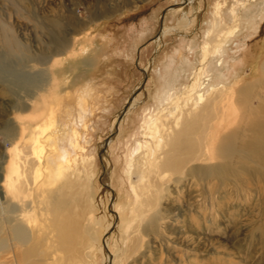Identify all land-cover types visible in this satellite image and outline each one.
I'll return each instance as SVG.
<instances>
[{"label":"rangeland","instance_id":"1","mask_svg":"<svg viewBox=\"0 0 264 264\" xmlns=\"http://www.w3.org/2000/svg\"><path fill=\"white\" fill-rule=\"evenodd\" d=\"M174 3L182 4L165 12L155 43L160 14ZM65 38L70 49L55 58L51 84L20 89L44 69L38 57ZM211 46L217 50L204 60ZM263 57L264 0H0V158L3 168L18 161L17 172L0 179L2 219L30 229L39 264H105V234L112 264H264L262 169L216 184L206 204H194L184 228L204 232V240L189 242L190 254L175 244L177 225L147 236L137 217L142 194L154 196L142 187L138 158L161 150V121L178 119L192 103L199 108L213 89L258 79ZM140 68L145 84L105 151L103 191L98 149L143 81ZM184 95L192 98L181 106ZM260 96L253 109L262 108ZM12 124L23 139L9 145L1 132ZM56 216L66 227L63 249Z\"/></svg>","mask_w":264,"mask_h":264},{"label":"bare ground","instance_id":"2","mask_svg":"<svg viewBox=\"0 0 264 264\" xmlns=\"http://www.w3.org/2000/svg\"><path fill=\"white\" fill-rule=\"evenodd\" d=\"M186 1L188 0H183V3ZM181 4H177L175 8H180ZM235 27L236 24L230 29V32L234 31ZM74 28L70 32H73ZM162 28L163 20L159 34L152 40L155 43L160 41L162 37ZM67 38L38 57L40 59L39 64L44 66V69L34 76L29 74V77L20 84V89L27 92L29 87L44 89L51 84L50 76L55 58L70 49ZM207 50L204 53V60L208 58V55L214 54L217 47L211 46ZM259 64L258 79L243 83L236 89L227 91L224 87L217 90L213 89L209 95L201 99L199 108H194L192 103L188 108H183L184 113L178 119L170 123L161 121V134L157 139L158 143H160V139L163 141L161 150H158V154L156 153L157 155L154 157L147 153L138 158L141 166L142 184L145 182L147 184L142 187L150 186L154 195L151 198L147 192H144L142 194L143 199H139L138 210H140V214L137 217L138 222L140 223V220L142 222L141 230L145 235H158L163 228L172 230V227L177 225L174 231H171L176 236V243H174L178 247H182L184 253L190 254L195 247H190L188 243L197 241L199 244L204 240V232L197 233L190 231L191 227L184 228L186 226L184 223L190 225L192 221L194 204H206L213 196L211 190L217 186L216 184L220 183L219 186H221L226 181L245 178L252 173H259L261 169L264 171V98L261 101V109H253L252 107V100L261 98V93H264V57ZM142 73L147 75L144 70ZM1 81L0 79V93L4 89ZM145 81L141 82V89ZM136 95L131 98L128 108L119 112L108 140H104V143L99 146V149L104 147L102 155L100 157L98 155L102 164L101 184L103 191L109 189L106 177L108 171L104 168V163L107 161L105 151L108 142L114 136L121 118L133 105ZM191 98L187 95L182 96V100H178L180 101L179 105L183 106L182 103L186 101L184 99L190 100ZM2 130L1 134L4 135L5 143L9 145L23 139V130L15 124L2 125ZM160 144H158V148ZM23 159L25 158L23 157ZM25 160L27 161V159ZM4 164L5 159L3 160V156H1L0 179L2 176V180L6 183L9 175L12 172H17L18 161L14 165L7 166L8 169L5 166L3 168ZM26 166H29L28 161L23 165V167ZM59 172H63V170L60 169ZM24 182H26L25 179ZM2 187L0 185V258L5 259L6 263L13 261L14 264H39L40 255H38L37 245L32 242L35 238H32L33 234L30 229L17 218L2 219V214L5 212L2 208ZM196 198H198L197 201ZM198 205L196 204V207L199 208ZM140 207L141 209H139ZM111 208H109L110 212L112 211ZM132 219L136 221L135 218ZM203 221L205 222V218ZM53 223L59 235L58 246L63 249V243L67 242L65 241L67 238L66 227L62 225L60 216H56ZM117 223L115 218L114 223L111 224L106 233L115 230ZM107 235L105 234L101 248L104 253L105 264H112V257L105 244ZM197 237L199 239L196 240ZM9 252L11 253L10 260L6 258Z\"/></svg>","mask_w":264,"mask_h":264},{"label":"water","instance_id":"3","mask_svg":"<svg viewBox=\"0 0 264 264\" xmlns=\"http://www.w3.org/2000/svg\"><path fill=\"white\" fill-rule=\"evenodd\" d=\"M175 7H177V3L171 4V5L167 6L166 8H164V9L162 10V12H161V14H160V17H159V26H158V29L156 30L155 34L153 35L152 40H153V38L157 37V35H158L159 32H160L159 29H160V27L162 26V20H163V16H164L165 12H166L167 10H169L170 8H175ZM140 70L143 71V68H140ZM146 78H147V75H146V74L143 75V82L146 80ZM141 86H142V85H141ZM141 86L137 87L136 89H134V90L132 91L131 95L128 97L126 103L124 104V106H123V108H122L124 111H125V109L128 108V106H129V104H130V102H131V98H132L134 95H136V94L141 90ZM107 140H108V138L105 139V141H107ZM102 152H104V147L101 148V149H99V152H98L99 157L102 155ZM112 198H113V197H112Z\"/></svg>","mask_w":264,"mask_h":264}]
</instances>
